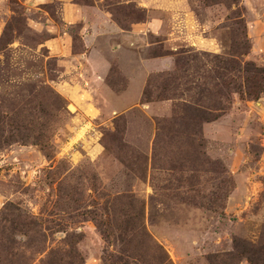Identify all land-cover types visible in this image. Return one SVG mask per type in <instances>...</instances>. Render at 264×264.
Returning <instances> with one entry per match:
<instances>
[{"label": "rangeland", "instance_id": "1", "mask_svg": "<svg viewBox=\"0 0 264 264\" xmlns=\"http://www.w3.org/2000/svg\"><path fill=\"white\" fill-rule=\"evenodd\" d=\"M72 2L117 38L0 0V112L29 129L0 150V264H264V0Z\"/></svg>", "mask_w": 264, "mask_h": 264}, {"label": "crops", "instance_id": "2", "mask_svg": "<svg viewBox=\"0 0 264 264\" xmlns=\"http://www.w3.org/2000/svg\"><path fill=\"white\" fill-rule=\"evenodd\" d=\"M31 1H38V0H31ZM47 1V0H45ZM62 8H61V16L62 19L65 20L68 24H73L75 22H82L83 23V28L90 27V32H88V35L85 37L83 35V40L85 42V49H94L96 46V42L98 43L99 37L102 36V39H105L106 41L108 39L113 40L114 36L119 34V32H116L114 29V24L112 21L108 18V15L106 13H102L101 10L99 9L98 5L95 3V5H92L91 7H84L79 4H75L72 2V0H62ZM141 1V0H140ZM144 1V0H143ZM151 2H158L159 0H149ZM179 16V14L176 16ZM190 14L184 12L182 15H180L181 21L183 24L186 25V22L190 23ZM258 24L257 25H262L261 26V31H264V19H262V16L258 18ZM86 23V25H85ZM85 25V26H84ZM163 25L162 19H151L149 22L146 24H141L135 26V28L132 29V32L135 34H139L141 32H145L147 30H151L154 33H159L161 32ZM175 26V24H173ZM190 27V24H187ZM176 29V28H174ZM182 32V31H181ZM182 35L177 34V30L174 32H170L169 36L173 37L169 41H176L178 39H183L185 41H189V38L187 37V34L185 31L181 33ZM191 32V31H189ZM129 33V32H127ZM131 33V32H130ZM59 37L57 39H54L52 41V44L50 49L54 51H68V46L63 47L61 44H58L57 42L62 41V38L65 37L63 35L58 34ZM106 37V38H105ZM120 40L126 39L128 36L127 34L124 35H119ZM126 37V38H125ZM100 40V42H101ZM125 41V40H124ZM109 42V41H107ZM199 45V42L197 43ZM202 45L211 47V42H203ZM67 47V49H66ZM65 48V49H64ZM252 48L255 53H264V39H253L252 40Z\"/></svg>", "mask_w": 264, "mask_h": 264}, {"label": "trees", "instance_id": "3", "mask_svg": "<svg viewBox=\"0 0 264 264\" xmlns=\"http://www.w3.org/2000/svg\"><path fill=\"white\" fill-rule=\"evenodd\" d=\"M249 66L250 69H247V71H253L256 73H262L264 74V70L262 69H257L255 68L253 65H247ZM262 80L264 78H261ZM249 85L252 84L253 82H249ZM248 85V84H247ZM152 88V83L149 82L147 84V87L145 88L144 92H143V102H152V101H158V100H164L165 98L162 97L161 95L157 94L154 96V93L151 90ZM260 89H262L260 83H256V85L252 88V90L250 92H248V95L251 97L256 98L257 97V93L258 91H261ZM155 97V98H153ZM15 115H13V117H10L8 115H3L0 112V150L12 143H15L16 137H18L20 140L26 139L27 136H23L20 133L23 131H26L29 129H27L26 127L22 128L20 126L21 122H24L23 119L19 118L18 121H16L18 123V125L14 124V120H16V116L14 118ZM9 240V239H8ZM10 242V241H9Z\"/></svg>", "mask_w": 264, "mask_h": 264}]
</instances>
